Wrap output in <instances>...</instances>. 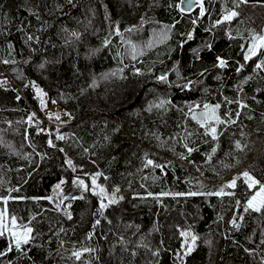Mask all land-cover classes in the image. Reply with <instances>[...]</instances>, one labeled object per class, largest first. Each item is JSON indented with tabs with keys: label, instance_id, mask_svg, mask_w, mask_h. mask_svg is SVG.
Returning <instances> with one entry per match:
<instances>
[{
	"label": "trees",
	"instance_id": "trees-1",
	"mask_svg": "<svg viewBox=\"0 0 264 264\" xmlns=\"http://www.w3.org/2000/svg\"><path fill=\"white\" fill-rule=\"evenodd\" d=\"M255 36L264 0H0V264H264Z\"/></svg>",
	"mask_w": 264,
	"mask_h": 264
},
{
	"label": "snow or ice",
	"instance_id": "snow-or-ice-1",
	"mask_svg": "<svg viewBox=\"0 0 264 264\" xmlns=\"http://www.w3.org/2000/svg\"><path fill=\"white\" fill-rule=\"evenodd\" d=\"M202 14H203V10H202ZM237 13L236 12H231L230 14H227L224 16V20H231L232 17L236 16ZM219 23V21H218ZM257 50H264V36H255L253 37V43H252V46L249 48V54L245 56V59H250L252 55H255ZM5 63H7V61H5ZM220 64L221 66H223L224 64V61H220ZM257 67L260 68V67H264V62H262L261 64H257ZM160 79H166L165 77H160ZM163 103V102H162ZM162 106V104L160 105ZM205 109H208L209 108V105H205L204 106ZM220 106L219 105H216L213 109H212V112L214 113L216 109H218ZM193 119H198L195 115H193L192 117ZM56 119H59V117L57 116ZM212 120H215L216 123H220L221 121H219V119L217 117H209L208 119L206 120H198L199 123H201V126L205 128V134L206 135H211L213 139L216 138V128L214 126H212ZM60 139H63V137H59ZM237 147L239 148L240 147V144L239 142H237ZM189 152L192 151V149H188ZM213 151H215V149H213ZM149 164L152 163V161H149L148 162ZM68 164L69 166H71L72 162L69 160L68 161ZM100 175L99 173H97L96 175L92 176V185L94 186L92 188V191L96 194V195H99L101 197H103L105 195V189L99 185H96V178L97 176ZM243 175L245 177H248V173L245 172L243 173ZM249 179H251L249 177ZM75 183H78L79 185L83 186L85 188V190H88V186L84 184V181L83 180H80L79 178H77L76 181H74ZM63 183V181L61 182ZM235 183L236 181L233 180L229 186L231 187H234L235 186ZM259 181H252V183H250L248 186L251 188V187H254L255 184H258ZM57 188L60 187V185L58 184L56 186ZM96 188H99V191L96 192ZM217 195H221L222 193H216ZM178 195H181V194H178ZM194 195V193H193ZM7 201L5 200V203ZM110 202H115L114 200L113 201H110ZM101 208L105 207V205L103 203H101ZM261 206H264V185H260V189L259 191L251 198V200L248 201V204L246 206V210L247 208H254L256 211H259ZM10 220V223L12 225L13 228H16L17 227V219L16 217H6L5 213L3 212H0V235H3L4 232L2 229H8L10 231V234L14 237V244H15V247L17 249H19L21 247V244H27L29 242V240L31 239L30 237V233L32 231L31 228L29 227H22L21 230L19 232H16V231H12L11 229L8 228V224L5 223V220ZM234 223V221H233ZM181 235L183 236H188L189 233H181ZM196 237L195 236H192V240L193 242L195 241ZM0 255H3V253H0Z\"/></svg>",
	"mask_w": 264,
	"mask_h": 264
},
{
	"label": "rangeland",
	"instance_id": "rangeland-1",
	"mask_svg": "<svg viewBox=\"0 0 264 264\" xmlns=\"http://www.w3.org/2000/svg\"><path fill=\"white\" fill-rule=\"evenodd\" d=\"M0 83H6L5 74L4 75H0ZM33 86H34L36 95L38 96V98L40 100V104L42 106V110H43L44 114L46 115V117L50 118L51 120H54V119H56L57 116L59 118H62L63 116L67 115L66 111L61 106L56 104L53 100H51L49 98L48 94L38 84L33 83ZM35 115L37 117H39L37 114H35ZM207 115H208L207 112H205V113L202 112L201 117H204V116H207ZM249 177L251 179H249ZM245 179L247 181H249L250 183H252V181L254 180L253 177L250 174H248V177H245ZM233 180H235V179L231 178L230 182H232ZM259 189L256 190L255 194L259 191Z\"/></svg>",
	"mask_w": 264,
	"mask_h": 264
},
{
	"label": "water",
	"instance_id": "water-1",
	"mask_svg": "<svg viewBox=\"0 0 264 264\" xmlns=\"http://www.w3.org/2000/svg\"><path fill=\"white\" fill-rule=\"evenodd\" d=\"M198 5V0H181V8L184 11H192Z\"/></svg>",
	"mask_w": 264,
	"mask_h": 264
}]
</instances>
